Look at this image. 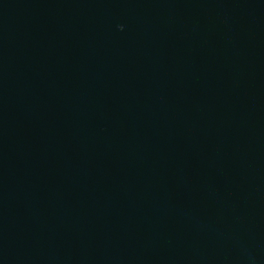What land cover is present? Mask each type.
Here are the masks:
<instances>
[{"label":"water","instance_id":"95a60500","mask_svg":"<svg viewBox=\"0 0 264 264\" xmlns=\"http://www.w3.org/2000/svg\"><path fill=\"white\" fill-rule=\"evenodd\" d=\"M0 264H264V0H0Z\"/></svg>","mask_w":264,"mask_h":264}]
</instances>
